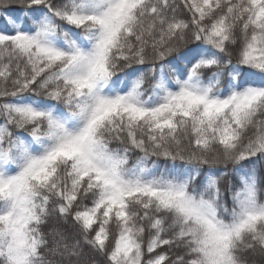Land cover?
Returning <instances> with one entry per match:
<instances>
[{
    "label": "snow or ice",
    "instance_id": "6c2138e0",
    "mask_svg": "<svg viewBox=\"0 0 264 264\" xmlns=\"http://www.w3.org/2000/svg\"><path fill=\"white\" fill-rule=\"evenodd\" d=\"M0 18V264H264V0Z\"/></svg>",
    "mask_w": 264,
    "mask_h": 264
},
{
    "label": "trees",
    "instance_id": "16d2710c",
    "mask_svg": "<svg viewBox=\"0 0 264 264\" xmlns=\"http://www.w3.org/2000/svg\"><path fill=\"white\" fill-rule=\"evenodd\" d=\"M12 11L13 12H18L19 9L18 8H13ZM3 26H4V20L2 18H0V27H3ZM134 160H135V155L132 157V161H134ZM162 167H163V163L161 162V168ZM86 250H88V249L86 248Z\"/></svg>",
    "mask_w": 264,
    "mask_h": 264
}]
</instances>
